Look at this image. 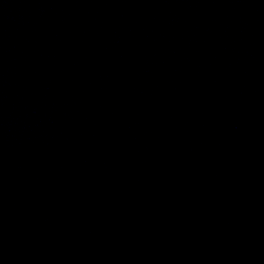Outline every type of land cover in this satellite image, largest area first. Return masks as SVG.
I'll return each mask as SVG.
<instances>
[{"label":"water","instance_id":"95a60500","mask_svg":"<svg viewBox=\"0 0 264 264\" xmlns=\"http://www.w3.org/2000/svg\"><path fill=\"white\" fill-rule=\"evenodd\" d=\"M0 264H264V0H0Z\"/></svg>","mask_w":264,"mask_h":264}]
</instances>
